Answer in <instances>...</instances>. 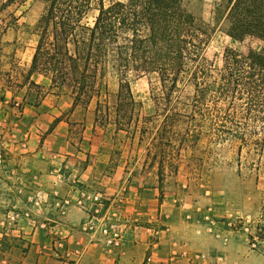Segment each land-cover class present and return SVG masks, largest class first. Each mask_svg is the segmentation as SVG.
<instances>
[{
  "label": "trees",
  "instance_id": "16d2710c",
  "mask_svg": "<svg viewBox=\"0 0 264 264\" xmlns=\"http://www.w3.org/2000/svg\"><path fill=\"white\" fill-rule=\"evenodd\" d=\"M27 1L0 0V33L19 20L11 9ZM43 2L29 78L38 73L50 80L52 91L68 89L73 105H89L98 96L97 115L108 107L105 120L130 131L138 106L130 76L154 75L156 115L147 119H159L164 111L163 128L154 136L160 151L174 140L198 143L205 134L218 142H240V153L251 142L264 145V46L248 53L227 47L217 65L206 52L215 27L184 0ZM216 12L235 40L256 36L264 41V0H218ZM108 74L119 78L114 104L108 95L102 98ZM181 122L184 130L170 128Z\"/></svg>",
  "mask_w": 264,
  "mask_h": 264
},
{
  "label": "crops",
  "instance_id": "0c3cea01",
  "mask_svg": "<svg viewBox=\"0 0 264 264\" xmlns=\"http://www.w3.org/2000/svg\"><path fill=\"white\" fill-rule=\"evenodd\" d=\"M53 96L27 105L22 118L19 101L0 98V264H264L235 218L117 193V170H106L112 153L89 134L94 124L81 150L57 152L69 147L72 120L57 118ZM117 231L121 250L107 244ZM9 240L13 253L3 251Z\"/></svg>",
  "mask_w": 264,
  "mask_h": 264
},
{
  "label": "rangeland",
  "instance_id": "374dc122",
  "mask_svg": "<svg viewBox=\"0 0 264 264\" xmlns=\"http://www.w3.org/2000/svg\"><path fill=\"white\" fill-rule=\"evenodd\" d=\"M110 1L106 0V3ZM217 2L184 0L191 12L215 27L206 49L209 58L217 65H222L227 47L241 53L262 49L264 41L256 36L235 40L227 34L226 24L216 12ZM44 9L43 0H28L25 5L11 9L16 12L19 20L6 32L0 33V98L8 101L7 105L19 101L20 105L16 107L18 114H21L27 105L39 106L49 93L58 95L53 96L61 111H58L57 118L72 121L68 132H65L69 147L62 149L57 145V152L81 150L85 136L96 133L105 141L101 147L112 153L106 170H117V193L123 190L129 196L134 194L139 199L168 198L175 205L187 201L190 208L195 206L197 215L210 214L218 220L235 218L238 224H247L249 227L253 247L264 251V145L251 142L244 145L240 153V142H218L205 134L198 143L182 144L180 140H174L171 145H165L166 151H160L159 140H155L154 136L163 128L164 111H160L159 119H147L148 116L156 115L152 90L158 80L154 75L130 76L132 91L138 102L130 131L118 130L114 120H105L108 107H102L97 115L98 96L89 105H73V97L68 89L52 91L49 89L50 80L38 73L29 78L39 39L35 26ZM96 14V10L92 11L88 20L92 22ZM32 80L35 83H31ZM104 82L108 84V91L103 93L102 98L108 95L114 104L119 78L115 74H108ZM112 104L110 114L114 116L116 111ZM23 116L22 112L20 118ZM88 124L90 128L94 124L89 134L86 133ZM171 127L184 130L186 124L175 123ZM142 130L147 131L146 135L143 136ZM40 134L43 136V133ZM164 142L168 143L166 140ZM257 147L259 150H256ZM3 162L0 159V164ZM16 245L14 240H9L3 251L13 253Z\"/></svg>",
  "mask_w": 264,
  "mask_h": 264
},
{
  "label": "built area",
  "instance_id": "2783aa9c",
  "mask_svg": "<svg viewBox=\"0 0 264 264\" xmlns=\"http://www.w3.org/2000/svg\"><path fill=\"white\" fill-rule=\"evenodd\" d=\"M124 241H125V236L123 235V233L117 232V235L107 240V244L114 246L116 248H120L123 246Z\"/></svg>",
  "mask_w": 264,
  "mask_h": 264
}]
</instances>
